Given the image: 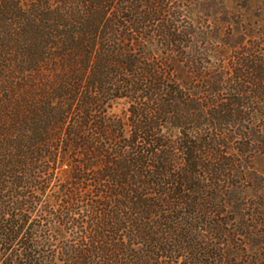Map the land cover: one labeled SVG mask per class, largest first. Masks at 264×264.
I'll use <instances>...</instances> for the list:
<instances>
[{"label":"trees","instance_id":"trees-1","mask_svg":"<svg viewBox=\"0 0 264 264\" xmlns=\"http://www.w3.org/2000/svg\"><path fill=\"white\" fill-rule=\"evenodd\" d=\"M0 264H264V0H0Z\"/></svg>","mask_w":264,"mask_h":264},{"label":"rangeland","instance_id":"rangeland-1","mask_svg":"<svg viewBox=\"0 0 264 264\" xmlns=\"http://www.w3.org/2000/svg\"><path fill=\"white\" fill-rule=\"evenodd\" d=\"M247 201L249 202V201H251V200H249V198H248Z\"/></svg>","mask_w":264,"mask_h":264}]
</instances>
